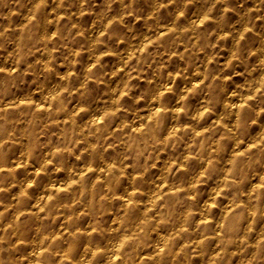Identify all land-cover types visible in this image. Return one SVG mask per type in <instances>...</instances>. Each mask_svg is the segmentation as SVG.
Instances as JSON below:
<instances>
[{"label":"clouds","instance_id":"1","mask_svg":"<svg viewBox=\"0 0 264 264\" xmlns=\"http://www.w3.org/2000/svg\"><path fill=\"white\" fill-rule=\"evenodd\" d=\"M0 264H264V0H0Z\"/></svg>","mask_w":264,"mask_h":264}]
</instances>
